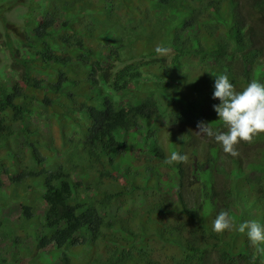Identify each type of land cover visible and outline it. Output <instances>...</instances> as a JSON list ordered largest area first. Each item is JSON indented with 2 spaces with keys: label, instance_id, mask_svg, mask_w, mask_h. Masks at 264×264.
Returning <instances> with one entry per match:
<instances>
[{
  "label": "trees",
  "instance_id": "obj_1",
  "mask_svg": "<svg viewBox=\"0 0 264 264\" xmlns=\"http://www.w3.org/2000/svg\"><path fill=\"white\" fill-rule=\"evenodd\" d=\"M219 74L264 84V0H0V204L32 241L0 264H264L212 231L264 225V134L233 157L196 133L225 130Z\"/></svg>",
  "mask_w": 264,
  "mask_h": 264
},
{
  "label": "clouds",
  "instance_id": "obj_2",
  "mask_svg": "<svg viewBox=\"0 0 264 264\" xmlns=\"http://www.w3.org/2000/svg\"><path fill=\"white\" fill-rule=\"evenodd\" d=\"M159 57H165L170 49L157 45L154 49ZM212 98L219 100L213 105L217 119L224 131H217L211 123L197 124L198 135L213 138L221 145L222 151L233 157L238 156L237 145L251 144L258 135L264 134V84L253 79L242 90L237 91L227 74L214 77ZM187 155L172 151L163 161L166 165L186 163ZM235 230L246 235L249 246L254 249L251 260L264 256V225L256 220L237 224L227 211L221 210L212 222V231L223 234Z\"/></svg>",
  "mask_w": 264,
  "mask_h": 264
},
{
  "label": "rangeland",
  "instance_id": "obj_3",
  "mask_svg": "<svg viewBox=\"0 0 264 264\" xmlns=\"http://www.w3.org/2000/svg\"><path fill=\"white\" fill-rule=\"evenodd\" d=\"M9 7V6H8ZM7 9V7H5ZM26 9V7H24ZM23 7L20 8V11H23L24 9ZM12 10H15V8H12L9 10V13L12 12ZM5 11V10H4ZM5 178V183H8V180L6 177ZM122 184L121 181L116 180L115 181V185L117 187H120ZM19 188L23 189V190H28L30 185L27 182H21L18 186ZM6 198H8V196H6ZM9 203H4L3 205L0 204V210L2 211V214L5 216L10 217V220L13 227H15L14 229V235L17 236V242L14 246H11L9 241L7 240H2V236H0V247L5 248L8 252L9 251H18V249H16V245L20 244L23 247H25V249H31L32 248V241H31V237L26 236V234L23 232L22 228H21V219L18 217L19 215V209L17 207V204L14 202H11V200H7ZM27 229L26 230H30L28 226H25ZM20 253L23 255L24 261L22 264H40V263H36L33 262L31 260V256L29 253H27L26 251H20ZM8 264H15L14 261L8 263Z\"/></svg>",
  "mask_w": 264,
  "mask_h": 264
}]
</instances>
